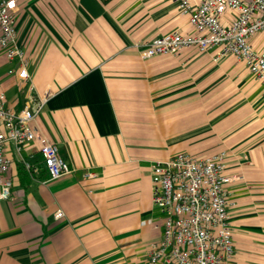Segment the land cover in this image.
<instances>
[{"label":"crops","instance_id":"1","mask_svg":"<svg viewBox=\"0 0 264 264\" xmlns=\"http://www.w3.org/2000/svg\"><path fill=\"white\" fill-rule=\"evenodd\" d=\"M199 0H191L197 3ZM17 37L37 91L38 118L70 171L48 178L39 142L13 150L0 200V264H154L163 231L150 165L179 151H227L233 264H264V82L215 48L142 58L134 43L191 32L174 0H17ZM256 49L264 31L252 35ZM0 52V88L14 110L27 89ZM60 209L62 215L56 216Z\"/></svg>","mask_w":264,"mask_h":264},{"label":"built area","instance_id":"2","mask_svg":"<svg viewBox=\"0 0 264 264\" xmlns=\"http://www.w3.org/2000/svg\"><path fill=\"white\" fill-rule=\"evenodd\" d=\"M186 14L191 32L177 30L147 36L134 45L142 58L177 53L193 46L200 52L215 48L213 59L231 54L242 61L256 79L264 82V43L256 49L252 35L264 31V0H174ZM17 0H0V52L27 89L26 103L14 110L0 88V200L10 196L8 175L13 150L32 172L38 164L22 154L24 144L37 140L41 164L48 178L70 171L57 144L44 133L39 114L52 91H37L28 68L29 60L17 37ZM225 149L202 155L179 151L156 158L150 165L151 203L163 213V231L148 246L154 264H233L234 242L228 221L226 184L234 176L224 171ZM56 216L62 215L60 209Z\"/></svg>","mask_w":264,"mask_h":264},{"label":"trees","instance_id":"3","mask_svg":"<svg viewBox=\"0 0 264 264\" xmlns=\"http://www.w3.org/2000/svg\"><path fill=\"white\" fill-rule=\"evenodd\" d=\"M41 167L45 169V167H44L43 165H41ZM45 170H46V169H45Z\"/></svg>","mask_w":264,"mask_h":264}]
</instances>
